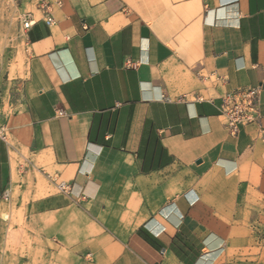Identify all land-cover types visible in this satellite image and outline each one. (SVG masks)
Masks as SVG:
<instances>
[{"label": "crops", "instance_id": "crops-1", "mask_svg": "<svg viewBox=\"0 0 264 264\" xmlns=\"http://www.w3.org/2000/svg\"><path fill=\"white\" fill-rule=\"evenodd\" d=\"M62 1L25 29L0 210L93 264H264V0Z\"/></svg>", "mask_w": 264, "mask_h": 264}, {"label": "rangeland", "instance_id": "rangeland-1", "mask_svg": "<svg viewBox=\"0 0 264 264\" xmlns=\"http://www.w3.org/2000/svg\"><path fill=\"white\" fill-rule=\"evenodd\" d=\"M29 7L20 0H0V125L7 126L9 141L11 132L4 118L14 114V104L23 96L26 42L22 15ZM0 264H93V260L83 254H64L60 242L31 225L22 208L8 206L5 212L0 210Z\"/></svg>", "mask_w": 264, "mask_h": 264}, {"label": "built area", "instance_id": "built-area-1", "mask_svg": "<svg viewBox=\"0 0 264 264\" xmlns=\"http://www.w3.org/2000/svg\"><path fill=\"white\" fill-rule=\"evenodd\" d=\"M27 2L30 7L38 12L39 18L35 16L33 10H29L22 15L24 28L28 29L38 19L45 21L49 26L55 23L54 9L63 6L62 0H20ZM199 100L203 101L202 98ZM219 114L224 120V124L232 134H237L241 126L260 125V88L251 87L248 89L234 90L220 99ZM262 139L264 141V129L261 128ZM0 139L9 142L7 126L0 125ZM58 190L69 193L71 188L66 183H59ZM9 193L0 195V199H8Z\"/></svg>", "mask_w": 264, "mask_h": 264}, {"label": "bare ground", "instance_id": "bare-ground-1", "mask_svg": "<svg viewBox=\"0 0 264 264\" xmlns=\"http://www.w3.org/2000/svg\"><path fill=\"white\" fill-rule=\"evenodd\" d=\"M4 217H7V215L4 214Z\"/></svg>", "mask_w": 264, "mask_h": 264}]
</instances>
